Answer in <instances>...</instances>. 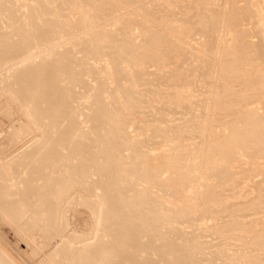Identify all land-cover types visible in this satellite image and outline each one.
<instances>
[{
    "label": "bare ground",
    "instance_id": "1",
    "mask_svg": "<svg viewBox=\"0 0 264 264\" xmlns=\"http://www.w3.org/2000/svg\"><path fill=\"white\" fill-rule=\"evenodd\" d=\"M34 1L39 4L32 7L31 12L19 15L13 1L0 0V67L18 48V42L12 40L14 36L27 37L25 43L28 45H33L38 40L43 42L45 39L61 41L66 50L64 52H61L60 49L54 50L43 57L40 63L27 65V67H31V70L26 69V76H19L20 80L17 79L21 90L19 93L15 92L16 95H12V97L22 108H19L21 113L23 110L26 114V121H28L27 123L24 120L26 124H30L36 130L40 126L43 138L40 139L38 145L31 148L32 155L28 151H23V155L16 161H12V153H5V150L0 148V214L9 216L13 224L30 238V229L33 227L36 228L35 231L41 232L44 229L53 230L55 228L56 218L61 213L60 206L64 204V199L67 200L71 197L67 193L69 196L66 198L65 191L70 194L76 192L84 194L85 199L83 198V200L91 208L95 217L93 234H91L92 236L79 237V232H77V237L75 235L74 240L78 243L73 241V237L63 235L60 243L55 245L56 249H61L60 247L63 249L61 251L55 249V252L58 251L57 254H60L65 250V257L62 254L63 251L61 253L63 259L60 258L61 261L58 262L56 260V264H144L143 262L146 260L152 261L153 264H218L222 256H225L231 264H264V228L258 229L254 236V234H250L254 231L252 215L250 218L253 220H248L249 211L255 213L253 217L264 212V178L259 182L258 201L231 202L225 198L226 192H224L235 184L236 169L243 167V164L240 163L242 157H245V164L249 167L252 165V168L260 157H264V110L263 113L258 112V110H262V108L258 109L261 106L248 108L242 100L243 98L253 99L255 95L258 101H262L264 104V73L260 68L263 63L259 64L257 61V59L259 60L258 56L262 57L261 60L264 59L261 56L264 55V13H262L264 10L259 7L261 1L253 3L249 0L248 5L240 7L238 5L241 2L237 4L238 0H225L224 5L217 7L212 0H163L159 10H155L153 7H142L140 6L142 1L139 0ZM242 2L247 3L246 0ZM261 3L263 4V0ZM50 5L53 6L52 11L59 13L56 19L46 18L47 12L44 6ZM131 5L136 7L127 10ZM177 6H180L184 12L181 18H177L175 11ZM64 7L71 8L72 12L66 15ZM102 8L105 10L98 13ZM254 12L260 14L263 20L258 28L261 35L258 37L260 42H256V44H253L255 41L252 39L254 38L250 39L253 41L252 43L246 39L247 28L244 29L245 31L241 30L245 25L239 28L244 18H248L247 16L251 14L254 18L256 14ZM74 14L79 16L75 18ZM138 14L146 16V20L129 17ZM248 19L247 22H251ZM100 20L110 22L113 28L109 30L103 27L102 30H94L95 24ZM176 20L186 25L183 31L179 32L178 28L173 25ZM247 22L243 23L247 24L246 27L252 23ZM133 26L141 28L139 42H135V38L130 34ZM254 26L258 27L259 24ZM85 29H91L89 36L78 38L79 31ZM228 29L234 35L232 37L238 39H234V42H238L237 45L234 43L233 50H230V43L228 44L230 41L225 42L226 38L223 39L222 36L225 32L223 30ZM258 29L253 31L255 35ZM33 30H37L36 34L33 33ZM12 31H17L18 34H14ZM194 32H202L205 35V37L203 36L202 49L196 55V63L192 64L190 61L189 54L193 52L191 48L176 46L174 50L181 56L179 66L168 70L166 75L164 71L168 65L163 60V50L153 40L160 37L169 42H178ZM247 36L249 37V35ZM251 36H253L252 33ZM259 38L262 39V42ZM90 42L92 43L90 44ZM103 42L111 44L110 51L105 52L98 49ZM143 42L145 44H142ZM77 44L83 45L81 52L86 54L81 59L73 58L78 62L79 70L75 64L70 66L72 63L69 64L68 57L72 53V48ZM88 56L90 57L88 58ZM108 56L111 57L109 62L104 59ZM89 61L95 62L92 64ZM123 63L130 64L131 69L128 71L121 65ZM110 65L114 66L112 73ZM247 65L251 67L247 68ZM259 65L261 66L259 67ZM150 66L154 67L153 70H150ZM85 73H89L88 76L93 77L92 81H95L96 84L92 85V81L84 80L82 74ZM118 74L119 76H117ZM199 77H202L208 84V91L202 101L200 100L203 110L200 111L202 113L199 116L202 120L199 117L195 118L194 115H197L190 112L193 107L191 105V109H189V103L188 112L195 119L198 118V121L191 122V117L189 118L187 112H181V114L184 113V116H188L192 124L197 123L199 126L198 129L188 130L194 134H189L190 137L193 136V139L186 138L191 142L185 141L184 137H188L185 136L187 129L177 126L179 123L174 122L176 127L172 126L173 124L170 127L169 123L168 127H164L162 125L166 123L162 118L164 116L154 118L147 123L152 126V132L157 133L167 129L172 132V134L169 132L168 135L172 136L169 135V139L165 137L167 142L164 153L159 151L161 154L156 153L155 158L150 157L145 149H151V145L155 146V142L138 141L134 134H131L135 131L130 130L131 132H129L128 130L133 119L135 121L132 123L137 128H143V125L140 124L144 122L136 123V120L140 115L144 98L147 100L149 98H160V100L163 97L167 98L161 106L158 101H155L158 107L156 113L161 115H164L166 112H163L167 109L171 112L172 108H186L184 102L186 97L183 96L180 89L190 88L198 82L196 79ZM67 79L73 82L72 88L67 86ZM78 80L87 85L89 98L92 99L88 106H83L89 111L84 120L79 118L83 111L82 105L79 103L77 106H72L70 102L71 95L74 100L76 96L84 97L82 95L87 94L76 92L75 87L79 84ZM161 83H164L168 89H161ZM114 84L115 86L112 87ZM145 85L147 88L140 90V87ZM171 88H176V90L171 91ZM54 94L62 96L61 104L54 102ZM109 97L111 99L108 101ZM184 110L182 109V111ZM169 111H167L168 114ZM24 113H22L23 116ZM221 113H227V118L229 115L231 118L229 117L228 121H222ZM170 114L172 115L173 111ZM177 114L175 113V115ZM10 117V113L7 112L4 121H2L3 125L6 121L10 122L9 130L6 131L5 126L0 125V132L7 136L10 144H13L21 137V135H16L19 133L20 125L18 126L19 123L15 124L18 120L12 122ZM193 117L192 120H194ZM91 121L93 123L90 124L89 130L94 138L92 140L84 136L77 138L75 130H80L81 135H85L87 130L85 125ZM173 121L171 120V123ZM58 123L67 124L66 128L60 132V141L74 144V149L64 156V146L60 143L49 146L45 148V151L38 153L52 141L49 131H53ZM203 123L206 125L204 128L201 126ZM31 126L28 125L27 128ZM222 127L224 129L218 136H215L218 133L216 128L221 129ZM101 135H104L105 138L104 146L100 144L95 147L85 142H94L95 137H102ZM80 137L83 140H80ZM168 142L175 144L171 146ZM163 148L161 149L163 150ZM34 149L36 150L34 151ZM130 149H132V153L126 154L125 152ZM155 149L153 147L152 150ZM81 151L87 153L86 160L79 163L67 162L68 159L71 160L79 155ZM97 155H101L102 164L96 162ZM54 158L63 161V165L58 167L59 171L57 167L49 168V165L54 162ZM183 158L188 159L192 165L180 164V160ZM99 168L105 169L106 172H101ZM97 172H100L101 175L95 179ZM54 180L57 181L56 186L61 185L59 189L51 187L52 185L48 183V181L53 183ZM178 180L196 183L192 186V198L175 202V193L178 191L175 182ZM53 184L55 185V183ZM204 186L207 188L206 190H203ZM154 189L157 191H153ZM159 192L166 196H161ZM63 195L65 197H62ZM84 195L80 197L82 198ZM60 198H63V200L61 199L63 204L62 202L58 203ZM190 199L195 202H191ZM160 200H163V205ZM172 202V209L171 207L159 208L157 206H164L166 203ZM76 207L78 206L76 205ZM217 207H221V209L218 210ZM90 213L89 215L92 214ZM215 214L222 215V218L230 216L232 220L227 223H231V226L229 224L230 228L241 230L239 232L242 233V238L243 231L246 232V237L247 231L250 232L248 233L250 239L248 240L244 236L246 239L244 242L253 248L224 255L223 251H219L220 244L219 250L211 252L209 257L199 258L196 256L193 250L197 248V242L203 237L204 232L205 235L207 232L204 222L206 221L207 224V220L210 218L215 220ZM38 216L40 217L38 218ZM89 217L91 218V216ZM64 220L66 219L64 218ZM197 221H201L198 228L200 232L190 230L194 222ZM222 222L224 223V221ZM225 224L223 227L227 225ZM65 226L67 225L62 224L61 227ZM207 226L210 231L212 228ZM214 226L215 224L212 227ZM202 227L206 229L203 230ZM222 228H220V235L225 230L222 231ZM65 230L67 231L68 228ZM90 230L92 229L90 228ZM211 231L214 232L213 229ZM216 231L219 234L220 230ZM52 232L53 236L57 235L54 231ZM229 232L232 231L229 230ZM39 234L37 235L39 236ZM115 237L117 238L115 239ZM114 242L120 245L121 249L115 250ZM34 244L37 245V241ZM40 244L39 246L42 248L43 245ZM121 251L126 254L123 256ZM248 251L249 253H246ZM254 251L258 254L250 255ZM6 253L0 250V259L2 257L5 259ZM53 253L52 251L51 254ZM10 260L6 263L1 260L0 264H14L12 258ZM41 260L43 261V259ZM38 261L34 262L38 264ZM42 261L40 263H43ZM15 264L17 263L15 262ZM44 264L47 263L44 262Z\"/></svg>",
    "mask_w": 264,
    "mask_h": 264
},
{
    "label": "rangeland",
    "instance_id": "2",
    "mask_svg": "<svg viewBox=\"0 0 264 264\" xmlns=\"http://www.w3.org/2000/svg\"><path fill=\"white\" fill-rule=\"evenodd\" d=\"M11 1H13L15 3V6H16V9H17L19 15L20 14H28V12L30 11V9H32V7H34V6L36 7L39 4L38 2H36L34 0H11ZM139 1H142V4L140 6H142V7H144V6L145 7H153L155 10H159L161 8L160 5L163 3V0H139ZM212 1H213V4L215 6L217 5V7H221L222 4L224 5L226 3L225 0H215V1L212 0ZM242 1H245V0H242ZM242 1L241 0L237 1V4L239 2H241V3H239L238 6H240V7L242 6L243 7V6L249 4L248 3L249 0H246L247 3L244 2L245 4ZM250 1H252L253 3L254 2H260V1L262 2V0H254V1L250 0ZM261 2H260L259 7L264 10V0H263V4ZM43 4H45V3H43ZM44 7H45L46 12H47L46 18H48V19H56L58 17L59 13L52 11V7H53L52 5L44 6ZM135 7L136 6L131 5V7H129L127 10H132ZM103 10H105V8L100 9L98 11V13H102ZM175 11L177 13V18H181L184 15V12H183V10L181 9L180 6L175 7ZM71 12H72L71 8H67L66 9L64 7V13L66 15L70 14ZM106 12H108V11L106 10ZM254 13H256V12H254ZM262 13H264V11ZM74 16H75V18H77L79 15L78 14H74ZM251 16H252V14L250 16H247L250 19H248V18L245 19L244 18L243 22L241 23L239 28L241 26L245 25V26H243L241 28V30L243 31L244 29L246 30V28H247L246 31L244 30L245 33H246V39H248L249 42H251V43L253 41H255V42H253V44H256V42H258V43L260 42L258 40V37H261V35H260V32H258V31H260V29H258V28H260L261 24L263 23V20L260 17V14L256 13L254 18H253V16L252 17ZM129 17L146 20V16L141 15V14L131 15ZM255 18H258V19L255 20ZM26 19H28V18H26ZM247 19L251 20L252 23L250 21L247 22ZM256 21L259 24L258 27L254 26V25H258L256 23ZM244 22L245 23L247 22L249 24L251 23L252 25L250 24L249 26L246 27L247 24H243ZM254 23H256V24H254ZM173 25L176 28H178L179 32L183 31L186 28V25L182 24L178 20H176L173 23ZM251 26H252V28H251ZM263 26H264V23H263ZM103 27H105L106 29H109V30L113 28V26H112V24L110 22H105V21H101L100 20L99 23L95 24L94 30L99 31V30H102ZM256 28L258 29L256 35H258V36L255 35V32L253 33V31H256ZM140 29H141L140 26H133L131 28V30H130V34H132L133 37L135 38L134 39L135 42L136 41L139 42L138 39H139V35H140V32H141ZM248 29L249 30L251 29L250 30L251 32ZM252 29H254V30H252ZM36 31L37 30H33V33L36 34ZM90 31H91V29H85L83 31H79L78 38H80V37H88ZM223 31H225V32H223L222 36L224 38L223 37L222 38L223 39L226 38V40H224L225 42L230 41V42H228V44L230 43V46H231L230 50H233V48H234L233 46H235V44L237 45V42H238V41L234 42V39L236 40L237 38L236 37L235 38L232 37L234 35L232 34V32L229 29L228 30H223ZM12 32L14 34H18L17 31H12ZM251 33H252L253 36H251ZM247 35H249V37ZM203 36L205 37L204 33H202V32H194L189 37H186L185 39H183L181 41H178V42H169V41H166L165 39H162L160 37H156L153 40V42L156 45H158L163 50V53H162L163 56L162 57H163V60L165 61V63H167V65H168V68L164 71V73H166V75H167L168 74V70H172L173 68H177L179 66V62L181 60V56H180L179 52L174 50L176 46H180L182 48H184V47L191 48V50L193 52L189 54V58H190V61L192 62V64L196 63V55L199 54V51L202 49V42L204 41V37ZM252 38H254V39H252ZM250 39H252L253 41L252 40L250 41ZM259 39L262 42V39L261 38H259ZM12 40L18 42V48H17L16 52L13 53V55L10 58L7 59V61L4 63V65L2 67H0V125L5 126L6 131L9 130L8 126H9L10 122L6 121L4 123V125L2 123V121H4L5 114L7 112H9L12 122H15L16 120H18L17 122H15V124L19 123L18 124V126L20 125L19 126V133L20 132L21 133L20 134L17 133L16 135H19V136L21 135V137H20L19 141L17 140L13 144H10L9 141H8L7 136L3 135L0 132V148L4 149L5 153H9V154L12 153V157H13L12 161H16L19 157H21L23 155L22 154L23 151H26V152L28 151L30 153L31 148H33L34 146L38 145L40 139L43 138V134H42L43 132H42V129L40 128V126H39V129L36 130L30 124H26V122L28 123V121H26V119H27L26 118V114L22 110V113H24V116H23V114L21 113V110H20L22 108L20 106H18L17 102L12 97V95H16L15 92L19 93V91L21 90L20 86L17 84V79L19 78V76H22V77L26 76V74H27L26 69L31 70V67H27V65H29L31 63H40L42 61L43 57H45L49 53H52L54 50L60 49L61 52H64L66 49H65V47L62 46L63 42L56 41V40L50 41L48 39H45V41H43V42L38 40V42L34 43L33 45H28V44L25 43V42H27L26 41L27 37L18 38L17 36H14V38ZM91 43L92 42H90V44ZM142 44H145V42H143ZM110 47H111L110 43L103 42L102 45H100L98 47V49L100 51L108 52L111 49ZM82 48H83L82 44H77L74 48H72V53L70 54V56H68L69 59H70L69 64L72 63V65H70V66H74L73 64H75L77 66L78 70H79L78 62L73 60V58L81 59V58H83L86 55L85 53L81 52ZM115 56H117V55H115ZM118 56H119V54H118ZM261 56L264 57V55H261ZM54 57L56 58V56H54ZM89 57L90 56H88V58ZM110 58H111L110 56L104 57V59L107 60L108 62H109ZM258 58H259V60H261L262 57L258 56ZM259 60L257 59L258 63L261 64V62H262L263 63L262 66L264 67V59L261 60L260 62H259ZM89 62L93 64L95 61H89ZM121 65L124 66L128 71L131 69V67H130L131 65L130 64L123 63ZM110 66H111L110 67V69H111L110 72L112 73L113 72L112 67H114V66L113 65H110ZM127 66H129V67H127ZM260 66L261 65H259V67ZM262 66L260 68H262V72L264 73V68ZM249 67H251V66L247 65V68H249ZM150 68H151L150 70H153L154 67L150 66ZM122 72H124V71L122 70ZM184 73H186V71H184ZM88 75H89V73L82 74L83 79L88 81V82L94 80L93 77H90ZM117 76H119V74ZM263 76H264V74H263ZM63 79H66V78L63 77ZM201 79H203V78L202 77L197 78L196 80L199 82V84L196 81H195L196 84H193V83H195V82H193L192 83L193 86H190L191 89L188 88V87L186 89H184V88L180 89V91L183 94V96L186 97V100L185 101L183 100L186 103V104L183 103V104H185L186 108H184L183 106H181L183 108L178 107V109L172 108L173 110L169 108L171 110V112L173 111L172 115L170 114L171 112L168 109H167V111H169V114H168L167 111L163 112V113H165V112L167 113V114L165 113L164 115L163 114L161 115L160 113H156L158 107H157V103H155V101H158L159 106H161L167 100V98L163 97L161 100H160V98H149L148 100L146 98H144V101L141 104L140 115L137 116V120H136V123L138 121H143L144 122L143 124H140V125H143V128L142 129L137 128L136 125L132 123V122L135 121V119H133L131 124H129V126H128V130H129V132H131L133 130L135 131L134 133H131V134H134L135 139L138 140V141H148L150 143H153V142L156 143V144L154 143V145L156 147L151 145L152 146L151 149H145V151H147L150 154V157L152 156V158H155L158 153L159 154H161V152L164 153V151L166 149L165 148V143L167 142L165 137L168 138L169 135L172 134V132L170 130L167 131V129L166 130H161V131H159L157 133H153L152 132V130H153L152 126L147 125V123H149V121L153 120L154 118H160L161 116H164V117H162V118H164L163 121L165 120L166 123H167L166 124V123L163 122L164 124H162V125L164 127H168L169 124H170V127H171L172 124H173L172 126H175L176 124L179 123V125H177V126H183L185 129H187V131L185 132L187 135H185V136H188V137H184L185 141H187L186 138L193 139V136L190 137V135H189V134H191V135L193 134V133H191L192 131L188 132V130L190 131V130L195 129L197 127L199 128L197 123H195V124L193 123L192 124L191 122L192 121L195 122V120L198 121L197 120L198 118L195 119L196 117L200 118L199 114L201 115V113H202V112L200 113V111L203 110V105H201L202 103H200V102L202 101L204 95H206L205 93L208 91L207 90L208 89V84L205 82L204 79H203V81H200ZM19 80H20V78H19ZM78 82H79V84L75 87L76 92L79 93V94L87 93L86 95H82L84 97L85 96H87V97L84 98V97H81V96H76L74 98V100H73V96L71 95V101L70 102H71L72 106H77L79 103L82 105L83 111L79 115V118L84 120L86 118V114H88L89 111L87 109H84L83 106H88V104L90 102H92V99L89 98V95H88L89 94V90H88L87 85L84 84L83 82L79 81V80H78ZM92 82H91L92 85L96 84L95 81H92ZM161 82H165V81H161ZM200 83H203V84L201 85ZM146 85H148V84H146ZM146 85L140 87V90L146 89L147 88ZM190 85H191V83H190ZM67 86L72 88L73 87V82L68 80ZM114 86H115V84L112 87H114ZM186 86H188V85H186ZM148 87H149V85H148ZM160 88L163 89V90H167L168 89V87L164 83L162 85H160ZM170 90L173 91V90H176V88H171ZM203 91H205V92H203ZM104 95H105V93H104ZM106 95L108 96V94H106ZM110 99L111 98L109 97L108 101ZM53 100H54L55 103L59 104L60 102H62V96H60V94H58V95L54 94ZM242 100H243V104L246 105L248 108H258V106H261L258 109L262 108V110H258V112L263 113L264 104L262 103V101L261 102L258 101V98H256L255 95H254L253 99L252 98L251 99L243 98ZM188 103H189V109H191V105L193 107L191 109L193 111L190 110V112L197 115V116L194 115L195 118L193 117V115H190L191 113L188 112V108H187L188 107ZM201 107H202V109H201ZM194 108L197 111L199 110L198 113H196L197 111H195ZM182 109H185V110L182 111ZM177 110H178V112H177ZM181 112H187L186 114L189 116V118L193 117L194 120H192L190 118V120H191V122H190L188 116L187 115L184 116V113L181 114ZM161 113H162V111H161ZM175 113L176 114L178 113V114L175 115ZM21 115H22V118H23L22 121H21V119H22ZM169 115L171 117H173V118H171ZM173 115H175V116H173ZM221 115H224V116L226 115V117L221 116ZM165 117L167 118V120H166ZM220 117H223V118H221L222 121H228L229 117L231 118L230 115L227 118V113H225V114L221 113ZM170 119L172 121L174 120L173 123H171ZM200 119L202 120V118H200ZM174 122H177V123L174 125ZM92 123H93L92 121L90 123H86L85 127H87V130L85 132L86 133L85 135H81V131L80 130L79 131L75 130L76 137L79 138V136H84L85 138H89V140H92L94 138V135H92L91 134V130H89V126ZM25 125H26V127H25ZM28 125L31 126L32 128L31 127L27 128ZM66 126H67L66 123H58L56 128L53 131H49V133H50V135L52 137V141L50 143H47L44 146V148H42V150L41 149L39 150L38 153H40L41 151H45V148H47L49 146L59 145L60 143H62L63 146H64L63 155L64 156L68 155L74 149V146H73L74 144H72V143H70L68 141L67 142H61L60 141V138H61L60 132L63 129H65ZM201 126L204 128L206 125L203 123ZM25 128H27V129H25ZM197 129H196V132H198ZM222 129H224V127H222L221 129L220 128H216V132H218V133H216L215 136H218L220 131H222ZM169 132H170V134L168 135ZM101 136L102 137H95V141L94 142L85 141V140L84 141L89 143V144H91V145H93V146H95V147H97L100 144H102V146H104V144L106 143L105 142V138H104V135H101ZM170 136H172V135H170ZM80 140H83V139L80 137ZM188 140L189 141H187V142H191L190 139H188ZM161 142H163L164 144L161 143ZM157 144H159V145H157ZM161 144H163V145H161ZM168 144L171 145V146H174L175 143L174 142H168ZM153 147H154V149L156 148L154 150L155 152L152 150ZM157 148H158V151H157ZM161 148H163V150ZM35 150L36 149H34V151ZM31 151H33V150H31ZM159 151H161V152H159ZM125 153L126 154L132 153V149L127 150ZM153 153H154L155 156L153 155ZM32 154L33 153H30V155H32ZM86 155H87V153H84L83 151H81L79 153V155L75 156L71 160L68 159L67 162L68 163H79V162H82V161L86 160ZM96 158H97L96 162L99 163V164H102L103 159L101 158V155H97ZM53 160H54V162L49 165L50 169H53V168H56V167L58 169L59 166L63 165V161H61L59 158H54ZM28 162H29V160H28ZM214 163H215V161H214ZM240 163L243 164V167L242 168L239 167L238 169H236L237 175H236V179H235V181H236L235 184L233 185V187L231 186L230 188H228V189H226L224 191V192H226V196L224 195L225 193H223V195L225 196V198H227L231 202L247 201V200L258 201L259 200V195H260L259 182L264 178V157H260L259 160L256 162V164L253 165V168H252V165H251V167H249L247 164H245V157H242V160H240ZM180 164L186 165V166L187 165L188 166L192 165L191 162L188 159H184V158L180 160ZM254 166H255V168H254ZM99 170L101 172H103V173L106 172L105 169H102V168H99ZM58 171H59V169H58ZM182 171H184V170H182ZM100 175H101V173L97 172V177L95 179L99 178ZM165 175H167V174H165ZM55 181L56 180L53 181V183H55V185L52 183V181L51 182L48 181V183L52 185L51 187H55V188L59 189V187L61 185H57L56 186L57 181L56 182ZM195 184H196L195 182L189 183V182H181L180 180L176 181L175 182V187L178 188V191L175 193V197H176V201L175 202H179L181 199L192 198V196H193L192 186L195 185ZM47 186L50 187V185H47ZM202 188H203V190L207 189V188H205V186L202 187ZM153 191H157V190L154 189ZM64 193H66V194L68 193L69 195H71V197L72 196L73 197L72 198L69 197L70 198L69 199L67 197L69 195L68 194L67 195L64 194V195H66V198H68L67 200L64 199V204H63V201H62L63 198L58 199V203L62 202L63 205L60 204L61 205L60 206L61 207V211H60L61 213L60 212H59L60 214L58 213L59 216H57V218H56V224L54 226L55 228L53 230L50 229L51 231H54V233L57 234V235L54 234V236L52 235L53 232L51 233L50 230H45L44 229L42 232L38 231V230L35 231L36 228L33 227V228L30 229L31 237L29 238V237H27V235L22 230H20V228H18L15 224H13V221H12V219H10L9 216L7 217V216H5L3 214H0V244H1L0 246H2L0 248V250L5 252V253L7 252L6 253L7 255H5V259L2 257L3 259L1 258L0 261L4 260V263H6V262H8V260H10V258H12L14 264H15V262L17 264H33L34 261H38L39 260L38 261V264H39L42 261L41 259H43V261H42L43 263H40V264H44V262H46L47 264H53V263L56 264V260L58 262V261H61L60 258L63 259L62 254L65 257V250H63L64 252L62 251L63 253L61 252L62 254L61 253L57 254L58 251L55 252V249H56L55 245L56 244L58 245L60 243V240L63 238V235H69L70 237H73L72 239L76 243H78V242L76 240H74V237H75V235L77 237V232H79L78 233L79 237L92 236L91 234H93L95 217H94L93 211L90 210L91 208L88 207L85 204V202H84L85 200H83V198L85 199V195L81 194L80 192H79V194H81V195H79L78 192H76L74 194H70L68 191H65ZM159 194L161 196H164V197L166 196V195L162 194L161 192H159ZM64 195L62 197H65ZM83 195H84V197L81 198L80 196H83ZM75 197H76V199H75ZM77 200H79L78 201L79 205H78V202H76ZM72 201H74V202H72ZM190 201L191 202H195L193 199H190ZM160 202L163 205V200H160ZM172 204H173V202L170 203V204L166 203L164 206H159V205H157V206L159 208L171 207V209H172V207H173ZM76 205L78 207H76ZM62 206H63V209H65V210L62 209ZM64 207H66V208H64ZM86 208H88V209H86ZM216 209L219 210V209H221V207H217ZM87 211L91 212L93 215L91 213H90L91 215H89V212H87ZM62 213H63V215H62ZM261 213L256 214L253 217V214H255V213L254 212L251 213L250 211L248 212V214L250 216H248L249 218L246 216V220H247V218H248V220L250 219L249 221H252L254 219V231H252L251 233L247 231V237H246V235H245L246 232L242 230L243 233H244L243 234V238H242V233L240 234L241 230H239L240 231L239 232L238 229L236 230V228H233V227L230 228L231 223H227L228 221L231 222V220H232V218L230 216H227V217L223 216V218L225 217L223 219L222 215L220 216V214H215V220H214V218H213V220H212V218H210V220H207L208 221L207 224H206V221L204 222V225H206L207 229L203 228V227L202 228H203V230L206 229L207 232H206V235H205V232H204L203 237L197 242V248L193 250L195 252L196 256H198L199 258L209 257L210 256L209 254L211 252H215L216 250H219L218 246L220 244L222 246V249H221V246H219L220 247L219 251H221V252L223 251L224 255H226V254L227 255H231V254H234V253H237V252L239 253V252H243L245 250H251V248H253V247L250 246L248 243L244 242V241H246L245 237L249 240L250 239L249 238L250 234H254V236H255L257 234V230L258 229L264 228V212H261ZM64 214L65 215L67 214V215L65 216ZM246 214H247V212H246ZM61 215H62V217H61ZM251 215H252L253 219L250 218ZM88 216H91V218L90 217L88 218ZM35 217L37 218V215ZM39 217L40 216H38V218ZM63 217L66 220H64ZM62 219H63V221H62ZM90 219H91V221H90ZM225 220H227V221H225ZM89 221L91 223L92 222L93 223L91 224ZM222 221H224V223ZM66 222H69V223H66ZM225 222H226L227 225L225 224ZM200 223H201V221L194 222L193 227L190 230H195L196 232H200V230L198 229L200 227L199 226ZM62 224H66L67 225V226L63 227L65 229L68 228L67 231L65 229L63 230V228L61 227ZM90 224H91V226H90ZM213 224H215L216 228H214L215 226L212 227ZM223 224H225L227 226V227L224 226L227 229L223 227ZM229 224H230V226H229ZM207 225H209V227H211L214 230L215 233L213 231H211L212 230L211 228H210L211 230L209 229L211 232L208 231V226ZM90 228L92 230H90ZM220 228H222V231H223V229H225L224 232H222L223 234L221 233V235H220V232H221ZM218 229L220 230L219 234L216 231ZM228 229L230 231H232V232H229ZM234 230L238 231L237 233H239L241 236L239 234H237ZM44 231H45V233H44ZM64 231H66V232H64ZM233 231H234V233H233ZM80 232L82 233L81 235H80ZM39 233H41V234H39ZM248 233H250V234H248ZM37 234H39V236ZM236 235H239V237L238 236L236 237ZM41 236H42V238H41ZM36 237L39 238V239L41 238L42 240L41 239L37 240ZM116 238L117 237H115V239ZM30 239H31V241H30ZM237 239H239L241 241H239ZM43 240L44 241L46 240L45 241L46 244H44L45 242L44 243L42 242ZM33 241H34V243H36V241H37V243H38L37 245L38 246H39L40 243H42V245H43L42 248L40 247L41 244H40V246L38 248V246L35 245L33 243ZM36 248H37V250H36ZM60 248L61 249L57 248L56 250L61 251L63 249V247H60ZM113 248L115 250H117V249L119 250V249H121V246L117 245V243L114 242ZM2 249H4V250H2ZM5 250H7V251H5ZM39 250H40L41 253L39 252ZM43 250H46L47 252L46 251L43 252ZM48 251H49V253H48ZM52 251L54 252L53 254H51ZM45 252H46V254H44ZM231 252H233V253H231ZM39 253H40V256L38 257ZM246 253H249V251L246 252ZM121 254L124 256L126 254V252L121 251ZM257 254L258 253L256 251L250 253V255H257ZM6 257H8V258H6ZM14 257H15V259H14ZM222 257L221 258L223 260L220 258L219 261H218V264H219V262H220V264H231L225 256H222ZM51 259H52V261L53 260L54 261L52 262ZM48 261H50L51 263L48 262ZM36 263L34 262V264H36ZM143 263L144 264H153L152 261H149V260H146Z\"/></svg>",
    "mask_w": 264,
    "mask_h": 264
}]
</instances>
